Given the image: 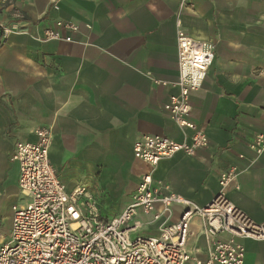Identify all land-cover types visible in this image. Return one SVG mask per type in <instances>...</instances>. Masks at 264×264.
Wrapping results in <instances>:
<instances>
[{
    "label": "crops",
    "instance_id": "1",
    "mask_svg": "<svg viewBox=\"0 0 264 264\" xmlns=\"http://www.w3.org/2000/svg\"><path fill=\"white\" fill-rule=\"evenodd\" d=\"M180 2H0V23L19 28L0 37V227L10 229L12 207L27 202L11 159L15 146L36 142L41 128L51 129L50 161L67 191L87 187L107 219L133 202L146 173L206 207L220 191L221 173L235 166L241 172L227 191L229 199L264 223V155L249 148L256 135H264V0H198L187 10ZM179 17L194 40L215 44L202 89L190 98V119L206 133L209 146L153 169L134 157L137 140L144 135L184 140L164 109L179 93L174 86ZM60 20L78 26L73 42L42 41L43 31ZM182 212L174 207L169 221L180 220ZM138 219L144 222L139 234L154 236L166 216L151 224L152 216L140 213ZM202 224L193 221L188 249L205 260L209 246ZM237 241L245 247V264H264V241Z\"/></svg>",
    "mask_w": 264,
    "mask_h": 264
},
{
    "label": "built area",
    "instance_id": "2",
    "mask_svg": "<svg viewBox=\"0 0 264 264\" xmlns=\"http://www.w3.org/2000/svg\"><path fill=\"white\" fill-rule=\"evenodd\" d=\"M11 1L0 0L4 6ZM197 1L181 0L179 8L193 9ZM177 28L179 76L174 86L179 93L170 96L164 109L184 132V140L161 135L137 140L134 157L153 169L177 154L192 157L209 146L206 133L190 119V98L202 89L215 60V44L194 40L180 17ZM18 30L15 24L0 23L3 39ZM77 32L76 23L60 20L45 29L40 39L73 42ZM35 135L36 142H18L11 158L18 164V185L27 202L12 207L10 229L0 227V264H245L246 250L237 239L264 241V223L254 222L228 197V189L241 172L238 167L221 173L220 191L206 207L168 191L155 183L151 172L146 173L133 202L119 216L107 219L87 187L68 192L58 177L50 161L51 129L41 128ZM249 148L257 156L264 155V135H256ZM174 207H182L183 212L180 220L171 223ZM140 213L152 216L149 224L166 216L159 234H139L144 227ZM196 218L203 223L209 246L205 260L188 249ZM222 234L229 239H218Z\"/></svg>",
    "mask_w": 264,
    "mask_h": 264
},
{
    "label": "rangeland",
    "instance_id": "3",
    "mask_svg": "<svg viewBox=\"0 0 264 264\" xmlns=\"http://www.w3.org/2000/svg\"><path fill=\"white\" fill-rule=\"evenodd\" d=\"M3 212H4V215H5L6 217H9V215H10L9 207L6 206V208L3 210ZM6 221H7V220H6ZM7 224H9V221H7Z\"/></svg>",
    "mask_w": 264,
    "mask_h": 264
}]
</instances>
